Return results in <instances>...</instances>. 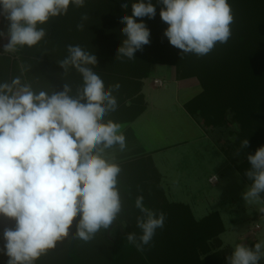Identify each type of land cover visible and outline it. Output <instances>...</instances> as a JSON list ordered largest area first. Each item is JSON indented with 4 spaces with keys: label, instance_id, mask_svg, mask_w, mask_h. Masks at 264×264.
<instances>
[{
    "label": "clouds",
    "instance_id": "9594fccd",
    "mask_svg": "<svg viewBox=\"0 0 264 264\" xmlns=\"http://www.w3.org/2000/svg\"><path fill=\"white\" fill-rule=\"evenodd\" d=\"M86 0H0V18L7 21L0 38L7 42L0 54H15L25 46L38 45L47 36L44 27L52 18L66 15L70 5L85 6ZM160 18L168 27L163 35L180 50L181 58L208 55L232 36L234 13L228 0H157ZM122 9L128 3L121 4ZM131 15H123L124 37L116 50L118 60L135 59L137 51L150 44V29L143 18L154 19L152 0H135ZM139 18V22H138ZM89 19L82 14L78 30ZM67 56L58 61L63 75L75 69L82 83L73 91L64 82L62 90L36 89L23 80L30 65L20 64V75L0 81V222L3 244L0 255L6 264H35L58 243L72 239L91 242L114 222L121 227L123 198L119 188L122 172L116 152L127 148L122 125L109 118L119 108L116 93L120 83L106 86L93 70L97 56L80 45H67ZM249 147L248 139L240 149ZM251 181L242 193L247 204H264V146L247 154ZM141 234L127 232L129 244L143 252L153 244L157 229L167 219L163 211L135 198ZM264 213V207L259 209ZM264 241L253 246L237 243L227 264H260Z\"/></svg>",
    "mask_w": 264,
    "mask_h": 264
},
{
    "label": "trees",
    "instance_id": "16d2710c",
    "mask_svg": "<svg viewBox=\"0 0 264 264\" xmlns=\"http://www.w3.org/2000/svg\"><path fill=\"white\" fill-rule=\"evenodd\" d=\"M155 2L157 4V0ZM156 7L160 9L162 5H156ZM75 9L76 7L70 5L67 14L69 12L73 14ZM241 9L238 25H235L236 27H232L234 23L230 25L232 36L229 41L226 44L218 43L214 50L204 57L198 58L193 54H188L181 58L180 50L171 46L167 38L164 37L163 32L168 25L161 20L158 14L152 19L153 25L150 28L151 42L149 47L152 48V45L161 46L163 41H165L164 45L168 43L166 47L164 46V52L158 51L159 55H163L162 61L157 59V57H161L157 54V51L153 52L155 55L152 53L151 59L145 57L143 61L128 60L127 58L118 60L115 56L97 57L98 64L94 66L93 70L101 76L105 85L109 86L117 82L121 85L119 92L115 94L119 103L116 112L121 116L119 118L122 121L132 120L143 112L145 102L141 93L142 80L151 74L152 67L155 64H169L175 66L176 80L198 76L203 87L202 93L195 95L184 103V109L191 117L197 119L203 113L210 115L217 113L218 116L216 118L212 117L210 121L214 129L219 130L223 120L226 119L227 111L232 110L234 121L239 124V137L242 140L248 139L249 141L246 153L254 154L257 148L264 146V0H244V6ZM99 14L100 12L94 16L98 17ZM59 17L62 21H56V28H52L53 23L50 22L45 24L44 27L48 33L46 38L50 42L56 40V47L64 51V54L60 55L63 58L62 56H67L65 55L67 50H63L64 47L61 48L67 43L63 40L65 39L72 44L73 42L81 44V38L78 39L75 32L61 33L64 26H68L67 22L70 18L66 15ZM162 26L165 29H161ZM95 29V26H90L89 23L90 33L95 32ZM86 33L79 37H85L86 39ZM43 42L44 40L31 48L25 46L15 54H0V59L6 60L8 64L9 80L20 75L21 62L26 65H31L32 62H40V64H46L48 67L54 64L52 59L55 57L52 54L47 55L49 50ZM52 45L54 44H50V46ZM67 45L69 44L67 43ZM94 52L96 53L95 50L91 53L95 54ZM31 71L32 73H30ZM31 71L24 73L22 79L31 82L33 87L38 90L53 89L59 91L62 90L63 83L67 82L75 91L82 83L81 75L75 69H72V72L68 73L67 76H64L63 73L52 75L40 70L35 72L32 69ZM126 101H129V106L125 105ZM109 118L113 119L111 114ZM220 150L238 174L250 185L251 181L244 174L250 168L248 161H245L244 158L236 160L224 153L221 148ZM241 152L244 157V149ZM127 166L129 167L127 168ZM123 167L124 175L127 177L124 181H119V188L120 193L122 192L127 199L125 201L126 206H123V209H128L129 215L126 216L122 212L120 222H126V228L121 233V226L116 223L120 230H118L115 240L110 241L106 236V231L101 230L103 235L101 238L99 236L95 237L88 243L81 241V244L85 248H97L98 241L104 243L110 241L111 251L106 255L103 254L95 258L102 260V257L106 256V259L103 260L105 264H208L205 258H200V254L204 253L202 245H204L206 239L217 235L218 232L211 236L213 232L211 227H206L204 224L210 221L209 218L212 216H217V213H212L196 223L194 220L188 219L189 217L182 220L181 216L175 214L174 211L169 212L172 216L170 220L175 221V223L173 224L169 219H166L164 228L157 229L152 246H146L145 250L143 252L139 251V253L135 246L128 243L126 239L127 232L141 234V230L136 226V217L140 215V212L135 208L134 202L138 195H142L139 187L144 179H148L150 168L146 165L133 166L129 163H125ZM151 173L153 175L154 171H151ZM144 204L147 206L146 203ZM153 209L157 211L164 210L162 208ZM128 227H130V230H127ZM115 228L117 227L114 226ZM70 238L71 236L65 239L69 240L66 243L69 244L68 246H61L67 247L66 249L57 250L56 247L46 255H42L35 264H83L80 263L77 256L80 255L79 257H81L79 252L83 251V248L78 244V240L73 239L72 241V238ZM254 244L252 242L250 246ZM90 254L94 256L95 253L90 252ZM144 255L145 257H143Z\"/></svg>",
    "mask_w": 264,
    "mask_h": 264
},
{
    "label": "rangeland",
    "instance_id": "374dc122",
    "mask_svg": "<svg viewBox=\"0 0 264 264\" xmlns=\"http://www.w3.org/2000/svg\"><path fill=\"white\" fill-rule=\"evenodd\" d=\"M155 1L156 0H152V3L157 5ZM125 2L128 3V8L122 9L121 4ZM133 2H135V0H86L84 7L76 8L73 14L70 12L66 14V16L70 18L67 22L68 26L65 25L64 29L61 31V33L75 32L76 37L78 39L81 38V44L77 42H73L72 44L65 39L63 40V42H67L71 45H80L90 53L95 50L96 53H94L98 58L100 56L104 58L116 56V50L120 46L122 39H124L121 34V29L124 27V25L120 23V20L123 15L132 14L131 4ZM228 2L231 5L234 13V25L232 27H236L235 25H238V17L241 15L240 10H242L241 8L244 6V0H228ZM98 12H100L99 16H94ZM159 12V7H156V14L159 15ZM85 13H87L89 19L84 22L85 26L81 31L77 29V24L81 22V16ZM56 21H62L61 17L52 18L49 21L50 23H53L52 28H56ZM143 21L149 29L153 25L152 19H148L147 17H145L143 18ZM89 23L90 26H95L96 34L94 31L93 33H90ZM6 25L7 21L3 20V18H0V30H6ZM160 28L165 29L164 26ZM85 33L86 39L85 37H79L82 34L85 35ZM55 41L50 42L47 38H45L43 42V44L47 45L46 48L49 50L47 55L52 54L53 57H55L52 59V63L54 64H52L51 67H48V65L42 63L40 64V62H32L31 65L29 64L31 66L29 72L34 69L35 72L40 70L44 73H50L52 75L63 73V69L59 66L58 61L62 60L66 56H62L63 58L60 57V55L64 54V51H62L59 47H56ZM6 42V40L0 38V50H3L2 45ZM67 43L61 46V48L64 47L63 50H67ZM88 43L90 44L88 45ZM50 44L54 45L50 46ZM164 44L165 41H163V44L161 46L152 45L153 49L149 47V44L145 45L143 51H137L135 53V60L143 61L145 57L151 59V55H153V52L155 51H157V54L159 55L158 51L160 50L159 52H164V46L166 47L168 45V43L166 45ZM54 51L57 52L55 53ZM66 53L65 55H67ZM159 56H161V54ZM162 56L157 57V59L162 61ZM56 64L57 66H55ZM71 72L72 70L69 73ZM30 73H32V71ZM175 73V66L158 63L152 67L151 74L146 79L142 80V93L144 94L148 109L145 117H147V120H149L151 129L153 128L152 130H157L156 132L159 133L161 130V135H168V133H170L169 136H163L160 139L161 141L157 143L156 137L158 136V134L152 130H147V133L144 132V134H142L141 139H150L148 142V150L152 152L155 151V149H158V147L160 149V147L162 148L163 146H166L171 141L189 137L185 138L187 143H182L181 145H179L182 149L188 148L187 151H183L184 155H192L189 158L187 157L186 160L179 162V167L181 168L183 166L182 169L186 175L183 181L185 183V188H191L196 199L200 202L204 203L205 201H210L213 198H219L222 204H229L231 208H233V210H228V215L226 218H224L226 226L237 223V232L240 233V235H243V237L245 236V238L249 236V242L253 241L256 243L264 241V218L260 217L259 211V206L261 204H247L243 200L242 193L246 190L248 184L241 179L238 172L230 163H226V161L228 160L224 157L222 151L220 150L221 148L224 153L228 154L232 158H235L236 160H241L243 158L245 161L247 160L246 148L244 149V157L241 152L242 149H240L242 138H240L238 135L239 124L234 121L232 110L227 111L228 114L226 116V119L223 120V123L219 130L214 129V126L211 125L210 121L212 117L216 118V116H218L217 113H214L212 115L203 113L197 119L191 117L193 121L200 127V129L196 126L194 128L190 119L187 117V115H184L182 111L183 102L189 99L191 95L195 96L202 93L203 87L200 84L198 76L187 77L185 79H182L183 81L181 83H178L175 80ZM155 78L162 81V87H157L153 84L152 81ZM183 86L189 89H185L183 88ZM176 107L178 108V110L176 109ZM169 115L173 116V118H169ZM184 121L185 123L184 125H182L183 127H179L178 130L174 129ZM139 122L144 126L146 125L144 119L143 121L141 119ZM192 128H194V131L191 130ZM204 134L213 140L214 144L217 147L216 150H212V147L208 150L207 145L209 146V142L206 143L207 145L203 144L202 139H204ZM192 135H194V137L199 140L200 143L196 142L195 145H192V142L190 141V136ZM169 139L170 141L167 142ZM157 156L160 157L161 155L159 156V153L154 154L155 159H157ZM157 165H160L159 162L157 163ZM123 166H121L122 170L124 168ZM128 167L129 166H127V168ZM211 174H215L218 177V180L214 185H210V183L207 182V178ZM162 211L164 212L165 210ZM123 212L126 214V216L129 215L128 209H123ZM198 215H200V213L194 214L195 217H199ZM170 221L172 222V220ZM238 221L240 222L239 225ZM172 223L174 224L175 221ZM3 226L4 222H1L0 246H2L3 244ZM114 226H116L117 228L114 229ZM257 227H259V229H257ZM125 228L126 225L124 227H121L120 230V227L115 223L111 229L106 231V236L110 239V241H113L117 237L118 230L123 233ZM127 230H130V227H128ZM98 236L100 238L103 236L101 234V231L97 233L96 237ZM68 241L69 240H65L63 243L58 244L59 246H57V250L66 249L67 247L61 246H68L69 244H66L68 243ZM110 241H106L105 243L103 241H98L97 248H85L81 244V241H78V244L83 248V251L79 252V254L81 253V257H79L80 255H77L80 259V263L103 264V260L104 258L106 259V256H103L102 260L100 258H95H98L103 254L106 255L111 251V245L109 243ZM90 252H94V256L90 254ZM143 257H145V255ZM7 259L8 257L0 255V264H6ZM217 264H226V262L225 260H222L221 262H217ZM260 264H264V260H262Z\"/></svg>",
    "mask_w": 264,
    "mask_h": 264
},
{
    "label": "crops",
    "instance_id": "0c3cea01",
    "mask_svg": "<svg viewBox=\"0 0 264 264\" xmlns=\"http://www.w3.org/2000/svg\"><path fill=\"white\" fill-rule=\"evenodd\" d=\"M0 51L2 52L3 50L1 49ZM7 65L8 64L6 60L0 59V81L9 80V68ZM176 81L178 83H181L183 80H176ZM142 88L143 87H141V93H142ZM183 88L185 87L183 86ZM185 89H189V88H185ZM142 95L145 102V108L143 112L140 113L138 116H136L134 119L132 120L127 119L122 121V119L119 118L121 116H119V114L116 113L118 110L114 113H111L113 119L122 125L121 131H123V133L125 134L126 143H127V148L124 152L115 153L117 162L120 164V166L125 165V163H129V165L132 164L133 166L146 165L148 168H150V170L148 171L150 172L148 174V179L149 178L152 179L151 180L144 179L142 181L143 182L142 185H140L139 187V190L144 197V203H146L147 206L152 209L153 208L164 209L167 212L166 213L164 211V213L167 216V219L170 220L172 217L170 216L171 214H169V212L174 211L175 214L181 216L182 220H185V218L187 219V215H188L190 220H194V222L199 223L205 217L210 216V214L217 213V216H212L211 218H209L210 221H207L206 224H204L206 225V227H211V230L213 231L211 236L215 235L217 232L218 233L217 235L209 239H206V241L203 243L204 245L202 246L204 248V253L200 254V258L201 259L205 258L208 264L221 262L222 260H225L227 264L226 257L231 254L237 243L243 242L248 246H250V244L253 241L249 242L248 241L249 236L245 238V236L243 237V235H240V233L237 232L238 231L237 230L238 227H236L237 223L231 224L230 226L228 225L226 226L224 218L227 217L228 210L231 211L233 210V208H231L229 204L228 205L222 204L219 198L218 199L213 198L210 201H205L204 203L200 202L199 200L196 199L193 190L191 188H187V189L185 188L184 186L185 183L183 181L186 175L182 169L183 166L181 168L179 167V162L186 160L187 157L189 158L192 155L190 156L184 155L183 151H187L188 148L182 149L181 146L179 145H181L182 143H187L185 138H189V137H185L184 139L171 141V142H169L170 141L169 139L167 141L169 143L166 146H163L162 148L160 147V149L158 147V149H155V151L152 152L148 150V142L150 139L147 138L145 140H142L141 136L142 134H144V132L147 133V130H152L153 128L151 129V126L149 125V120H147V117H145L148 109H147V103L144 98V94L142 93ZM193 96L194 95H191V97ZM187 100L183 102L182 111L184 115H187V117L190 119L194 128L196 126L197 128L200 129V127L193 121L191 116L184 109V103ZM128 104H130L129 101H126L125 105L129 106ZM176 109L178 110L177 107ZM169 118H173V116L169 115ZM141 119L142 121L144 119V122L146 123L145 126L139 122ZM185 121L179 124L178 126H176L174 129L178 130L179 127H183L182 125H184ZM194 128H192L191 130L194 131ZM152 131L156 132L157 130H152ZM156 133L158 134V136L156 137V141L157 143H159L161 141L160 139L163 136L164 137L169 136L170 132L168 133V135L166 134L161 135V130L160 133L159 132ZM190 137H191L190 141L192 142V145H195L196 142L200 143V141L197 140L194 137V135ZM202 141L204 145H207L206 143L209 142V146L207 145L208 150L211 149V147L212 150L217 149L213 140L210 139L207 135L204 136V139H202ZM156 153H159V156L161 155L160 157L157 156V159L154 158V154ZM156 160L157 163L159 162L160 165H157ZM226 163L229 164V161H226ZM151 171L152 172L154 171L153 175ZM212 175L215 174H211L210 176ZM126 177L127 176L124 175V171L122 170L119 176V181H124ZM208 178H207V182H208ZM241 179L244 181L242 177ZM214 184H210V185H214ZM121 195L123 198V206H126L125 201L127 199L125 195L122 194V192ZM259 207L260 208L264 207V204H261ZM196 213H200V215H198L199 217L194 216V214ZM260 217L264 218V213H260ZM239 224L240 222L238 221V225ZM257 229H259V227H257Z\"/></svg>",
    "mask_w": 264,
    "mask_h": 264
},
{
    "label": "built area",
    "instance_id": "2783aa9c",
    "mask_svg": "<svg viewBox=\"0 0 264 264\" xmlns=\"http://www.w3.org/2000/svg\"><path fill=\"white\" fill-rule=\"evenodd\" d=\"M152 82H153V84L156 85L157 87H162V86H163V83H162V81H161L160 79L155 78V79H153ZM217 180H218L217 175H212V176H210V177L208 178V182H209L210 184H214L215 182H217Z\"/></svg>",
    "mask_w": 264,
    "mask_h": 264
},
{
    "label": "water",
    "instance_id": "95a60500",
    "mask_svg": "<svg viewBox=\"0 0 264 264\" xmlns=\"http://www.w3.org/2000/svg\"><path fill=\"white\" fill-rule=\"evenodd\" d=\"M114 224H115V222H114Z\"/></svg>",
    "mask_w": 264,
    "mask_h": 264
}]
</instances>
